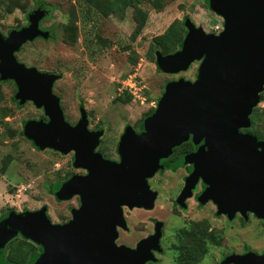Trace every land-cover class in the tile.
<instances>
[{"label":"water","instance_id":"water-1","mask_svg":"<svg viewBox=\"0 0 264 264\" xmlns=\"http://www.w3.org/2000/svg\"><path fill=\"white\" fill-rule=\"evenodd\" d=\"M209 9L223 19V31L207 33L189 18L182 47L170 55L156 52L158 69L167 75L185 72L200 62L198 79L168 83L155 111L145 118L143 132L128 127L121 138V161L96 152L103 130L90 131L87 112L81 108L76 125L65 119L60 98L52 87L56 73L28 68L16 57L36 39H48L40 27L48 11L41 4L28 17V25L0 33V81H13L15 101L31 102L43 109L48 122L30 120L24 136L40 150L74 152L73 165L87 171L52 192L59 201L80 197L72 219L53 224L45 207L24 214L9 213L0 220V247L17 233L42 246L28 264H147L152 250L161 251V231L142 240L136 249L118 246L117 228H125L123 206L153 209L157 193L148 180L163 168L161 161L189 140L205 144L182 157L178 166L190 164V174L180 201L192 195L202 177L219 214L264 221V139L241 133L252 125L253 110L264 91V0H207ZM0 264H9L0 262ZM221 264H264V255L252 251L226 255Z\"/></svg>","mask_w":264,"mask_h":264},{"label":"rangeland","instance_id":"rangeland-1","mask_svg":"<svg viewBox=\"0 0 264 264\" xmlns=\"http://www.w3.org/2000/svg\"><path fill=\"white\" fill-rule=\"evenodd\" d=\"M35 1L41 0H18L15 10L9 14L0 6L3 37L28 24V17L36 8ZM42 1L48 15L40 27L50 32V37L27 43L15 55L28 68L60 76L52 91L60 98L66 121L75 125L80 118V108H83L90 120L88 128L103 130L96 151L115 161L119 159L117 145L125 128L131 127L138 133L144 119L157 107L168 83L182 78L194 81L200 64L195 62L185 72L167 75L157 67L151 53L152 40L172 23L183 22L186 18L207 33H212L213 26L223 21L209 9L206 0H171L162 11L147 7V24L133 39L136 23L132 8L124 17H103L80 0ZM129 78L136 82L130 92L132 95L126 89ZM16 90L13 81L0 82V217L9 210L36 211L45 207L52 223L67 222L72 217L71 211L77 208V200L57 201L50 191L51 186L85 172L73 167L74 153L62 155L50 149L40 150L22 134L26 122L48 118L43 109L31 102L21 107L14 103L12 97ZM260 96L261 102L251 116L249 132L264 138V91ZM183 175L184 170L164 171L150 181L154 187L156 182L162 183L156 187L158 197L154 207L125 211L126 226L118 228V246L134 249L153 233L154 221H158L163 225L164 235L160 243L162 251L155 255L156 263L179 264L180 248L197 231L194 224L188 225L187 240L182 238L183 213L170 208L171 197ZM199 213L210 217L213 211L207 208ZM220 216L211 218L214 237L210 236L211 241L205 243L206 252L199 264H219L223 252L240 255L245 250L254 253L264 250L261 220L253 214H248L246 219L236 214L229 224ZM199 229L206 232L207 227ZM207 233L210 232L207 230ZM15 247L11 246L13 253ZM203 250L202 247L198 252L191 250L190 264H194V258Z\"/></svg>","mask_w":264,"mask_h":264},{"label":"flooded vegetation","instance_id":"flooded-vegetation-1","mask_svg":"<svg viewBox=\"0 0 264 264\" xmlns=\"http://www.w3.org/2000/svg\"><path fill=\"white\" fill-rule=\"evenodd\" d=\"M38 4L41 5V4H44V2L42 0L41 1H37V2L35 1V5H38ZM199 66H200V64H199ZM199 66H198V69H199ZM198 72L199 71L197 70V73H196V76H195V80L191 81V82L197 81ZM127 92L130 95H132L131 91H127ZM155 109L148 116H150L155 111ZM80 118H81V112H80ZM45 122H48V120H46ZM143 124H144V121H143ZM143 124L141 126V130L138 133L135 132L133 129L132 130L136 134L142 133L143 130H144L143 129ZM125 130H126V128H125ZM125 130H124L123 134L121 135L120 140H119L118 145H117V153H118L119 159L116 160V161L115 160H110V159H107L106 155L100 153L104 157V159H107V160H110V161H113V162H117V163H119L121 161V156H120V153H119V144L121 142L122 136L125 133ZM90 131H92V130H90ZM93 131H95V130H93ZM96 131H98V130H96ZM240 132L243 133V134H245V133L251 134L249 132V129H241ZM258 139L259 140H263L264 138H258ZM204 144H205V139H201L199 142L195 143L194 140H193V136L191 135L187 142H184L181 145H179V146H177V147H175L173 149V153H172V155L170 157H168L167 159H164V160L161 161V166L163 168H161L156 173V175L154 177H152V178H150L148 180V184H149L150 189L153 192H156L157 193V197H158V190L156 189V187L158 188V186H161L162 183L160 181H158V182H156V186L154 187L152 182H150V181L155 180V178L157 176H159L160 172L170 171L172 173H176L178 170H184V175L179 179L180 182L175 187L174 195L171 197L172 200H171L170 208L172 209V211L174 209H177V210H179V211H181L183 213L182 214V224H183L184 230H182V235H183L182 238L187 240V238H185V237L187 236V233H188V228H187L188 225L192 226L194 224V226L197 229V231H194L193 235L191 236L190 241L188 243L187 242L184 243L183 245H185V246L180 248L181 249L180 250L181 258L183 260L181 264H190L191 250L193 251L192 245H191L192 242H195V243L196 242H198V243H207V241L209 239L211 241V237L210 236L214 237L213 233H215V232H213L215 227L212 224L211 218H218L217 216L220 215L218 213L219 210H218V206L216 205V203L211 198L207 199V195L210 193L209 190H208L209 184H207L206 181L202 177L199 179L195 189L192 191V195L190 197H187L185 200L180 201L181 196L183 194V191H184V189L186 187V179L189 177V174H190L191 165L190 164H186L183 167H180V166H178V162L180 161V159L182 157H185L188 154L196 152L198 150V148L204 146ZM99 145H100V143H99ZM99 145H98V147H99ZM98 147H97V149H98ZM70 153H74V152H70ZM60 154H62V153H60ZM62 155H64V154H62ZM74 155L75 154H73V157H72V165H73ZM175 165H177V168L173 169V167ZM73 167H74V165H73ZM74 168L83 170L85 172L84 174H79V175L85 176L87 174V171H85L84 169L76 168V167H74ZM75 175H71L69 178H71L72 176H75ZM69 178H67L64 182H66ZM58 183H63V182H58ZM55 184H53V185H55ZM53 185L51 186V189H50L52 195H54L53 192H52ZM154 189L157 190V191H155ZM54 197H55V199L57 201H59L56 198L55 195H54ZM157 197H156V200H157ZM73 199L77 200V208H78L79 202H80V197L79 196H74L71 200H73ZM59 202H63V201H59ZM64 202H66V201H64ZM169 202H170V200H169ZM77 208H74V209H77ZM134 208H139V207H134ZM207 208H209L211 211H213V213H212V215L210 217L204 215L203 213L202 214L199 213V212H201V210H205ZM131 209H133V208H130V207H127V206H123V208H122L123 214L125 213L126 210H131ZM72 211H71V216H72ZM12 212L17 213V214H24L25 212H27V210H24V211L9 210L6 213L1 215L0 220L2 219V217H4L5 215H7L9 213H12ZM30 212H34V211H30ZM196 212H198L199 219L196 218V215H197ZM124 218H125V216H124ZM220 218H222L225 221V223H229L230 224V218H229L228 214H221ZM71 219H72V217H71ZM71 219H69L67 222H63V223H61L59 225L66 224ZM259 220H261V219H259ZM261 221L264 223L263 220H261ZM157 223H160V222L154 221L153 233L150 234L148 237H151V236L156 234L157 227H158L157 225H159ZM160 224H162V223H160ZM201 226L202 227H204V226L207 227L206 232H201V229H199V228H201ZM118 228H120V227H118ZM118 228H117V231H118ZM159 228H160V231H161V234H162L161 238H160V242H159V245H160V243H161V241L163 239V235H164V233H163V225L159 226ZM207 230L210 232L209 234L207 233ZM148 237H146V238H148ZM139 243H137V245L135 246L134 249L137 248ZM189 243H191V244H189ZM13 245H16L15 253L17 254V256H15V253H13V250H11V246L13 247ZM120 246H123V245H120ZM5 248H7V249H5ZM160 248H161V246H160ZM41 251H42V246L41 245H39L37 243H34L33 241H31L29 239H26L25 237H23V235L21 233H17V235L13 239H11L5 245V247H3V248L0 247V262L4 261V262H7L9 264H28L30 262V260L32 259V257H34L36 255H39L41 253ZM161 251H162V249H161ZM161 251L152 250V254H153L155 260L154 261H150L147 264H157L156 263L157 258L155 257V255L156 254H160ZM246 251H250V250H245L242 254H244ZM228 254H231V253L223 252L221 254V261H220L219 264H221L224 261L226 255H228ZM256 254L259 255V256H263L264 255V250L262 252L256 253ZM23 260H25L24 263H23Z\"/></svg>","mask_w":264,"mask_h":264},{"label":"trees","instance_id":"trees-1","mask_svg":"<svg viewBox=\"0 0 264 264\" xmlns=\"http://www.w3.org/2000/svg\"><path fill=\"white\" fill-rule=\"evenodd\" d=\"M169 1L171 0H80V2L84 3L89 9L95 10L96 13L103 17H124L126 11L129 8H132L134 10V19L136 23L135 30L132 35L133 39L142 33L147 24L149 18L147 7H151L155 11H162ZM17 4L18 0H0V6L7 14L12 13ZM89 13L91 12L89 11ZM20 28L22 27H19L18 29ZM186 33L187 31L184 27V20L183 22L176 21L172 23L162 35L157 36L152 40V52H150L153 57L156 59V52L158 51L163 55H170L177 52L182 47V42ZM12 101L18 106H22L15 101L14 96L12 97ZM176 168L177 165L173 167V169ZM200 247L204 248L203 253L194 258V264H199V261L205 255L206 247L205 243L196 242L195 244H192L193 251L198 252ZM24 261L25 260H23V263ZM182 261L181 255H179L178 263L181 264Z\"/></svg>","mask_w":264,"mask_h":264},{"label":"built area","instance_id":"built-area-1","mask_svg":"<svg viewBox=\"0 0 264 264\" xmlns=\"http://www.w3.org/2000/svg\"><path fill=\"white\" fill-rule=\"evenodd\" d=\"M224 27H223V21L218 22L215 26H213L212 28V33L218 35L219 33H221L223 31ZM135 84L136 82L132 80V78H129L127 80V86L126 89H128L129 91H132L135 88Z\"/></svg>","mask_w":264,"mask_h":264}]
</instances>
